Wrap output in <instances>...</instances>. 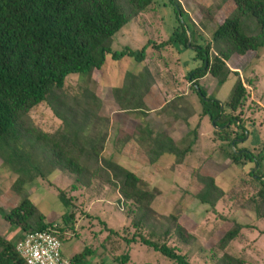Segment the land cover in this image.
Segmentation results:
<instances>
[{"label": "trees", "instance_id": "obj_1", "mask_svg": "<svg viewBox=\"0 0 264 264\" xmlns=\"http://www.w3.org/2000/svg\"><path fill=\"white\" fill-rule=\"evenodd\" d=\"M171 1L177 24L168 40L158 47L163 48L172 42L192 47V60L197 65L188 69L184 78L201 103L199 118L207 116L216 127L213 137L220 140L218 147L225 150L231 163L254 164L234 186L243 189H237L245 196L241 206L252 211L257 218H263L264 169L252 151L237 148V142L246 135L241 115L249 91L238 72L230 68V62L264 45V0H231L233 8L221 22H214V17L223 4L208 5L204 15L210 24H214L210 39L204 37L177 0ZM153 3L154 0H0V159L12 166L15 179L11 188L18 194L25 190V183L38 174L45 176L55 169L71 178L70 190L97 192L90 194L88 201L98 197L106 188L113 189L117 201L131 214L133 231L123 236L127 246L137 242L159 252L174 264H191L186 252L171 243L175 238L178 243L191 246L197 240L195 233L181 223L183 212L159 214L153 206L158 189L147 185L136 172L116 159L104 157L110 119L101 112L102 99L95 91L87 89L72 95L64 92L69 74L91 75L103 66L109 53L111 57L135 53L134 58L139 60L138 51L111 50V41L125 24L150 11ZM244 23H254L255 30L246 31ZM202 27L207 28V25L203 23ZM231 72L237 77L222 105L207 99L198 81L209 75L222 84ZM156 76L162 78L159 74ZM148 78L133 77L129 81L124 78L121 86L112 88L118 109L144 115L147 109L144 96L156 84L154 78L150 81ZM180 83L178 80L175 85L166 82L167 93H174ZM177 95L158 113L164 114L170 109L172 119L169 126L177 120L182 122L186 135L173 140L167 132H154L149 123L140 122L132 136L127 137H136L150 162L157 161L164 153H171L175 155V161L181 163L191 149V145L182 148V142L190 136L191 140L197 139V130L187 128L194 107L187 97ZM42 102L47 103L60 120L59 126L52 131L40 129L31 120V111ZM178 104L180 107H176ZM37 164H42L43 168ZM24 165L29 167L25 169ZM197 178L201 187L195 198L208 207V213H216L219 223L228 220L227 214L220 212L218 206L226 197L234 199L235 196H229L212 175L197 174ZM66 192V189L57 192L65 207L58 220H49L29 197H23L3 215L18 234L15 239L0 234V264H26L16 252L15 245L27 232L49 231L64 242L66 231L74 230V199H77L76 195ZM245 227L249 225L231 221L230 227L210 249L211 259L216 264H244L243 257L231 253L229 247ZM108 233L106 237L117 231L109 228ZM93 255L94 250L84 246L70 258L75 264H93ZM114 260L126 264L130 260L129 249L115 256Z\"/></svg>", "mask_w": 264, "mask_h": 264}, {"label": "rangeland", "instance_id": "obj_2", "mask_svg": "<svg viewBox=\"0 0 264 264\" xmlns=\"http://www.w3.org/2000/svg\"><path fill=\"white\" fill-rule=\"evenodd\" d=\"M177 1L192 21L196 22L206 39H210L214 27L213 22L210 24L209 19L204 15L206 7L212 4H223L216 11L214 22H221L233 8L231 0ZM153 4L154 7L150 11L138 15L112 37L111 50L138 51L141 55L139 60L134 58L135 53L118 57H111L109 53L106 55L103 66L94 70L91 75L69 74L66 77L64 92L72 95L82 89L95 91L96 95L103 96L106 100L102 107V114L110 116L115 108L111 104V92L108 86L112 84L116 87L121 83L122 78H127L129 81L133 77L140 79L146 76L150 77L148 78L150 81L151 78L156 80V75L159 74L160 77L162 76L163 85L168 81H181L180 89L173 90L172 96L188 92L186 97L194 107V117L190 119L187 128L197 130L196 140H191L192 136H190L188 137L190 140L186 139L181 144L182 148L191 145L183 162L177 163L175 155L171 153H164L157 161L150 162L141 147L119 151L121 156L119 160L117 158L116 160L127 169L136 172L147 185L158 189L153 206L159 214L167 215L176 210L183 212L180 218L181 223L195 233L197 240L191 246L182 245L175 238L171 239V243L178 245L183 252H186L191 264H216L211 259L210 249L230 227L232 220L247 224L249 227H245L239 238L231 242L229 251L243 257L244 264H264V217L257 218L252 211L241 206L245 196L243 191L237 190L242 188L234 186L241 175L246 174L254 164L231 163L225 150H220L218 147L221 144L220 140L213 137L215 135L213 129L216 127L207 116L199 118L201 103L195 93L188 88L187 80L184 78V73L197 65V62L192 60V47H185L175 42L164 45L163 48L158 47V44L168 40L177 21L171 0H154ZM185 21H187L186 17ZM203 23L207 25V28L202 27ZM244 26L248 32H253L256 28L254 23L249 25L244 23ZM230 68L238 72L249 91V98L241 115L245 122L247 136L245 135L243 140L237 142V148L250 149L261 164V169H264V45L257 51H248L244 56L232 60ZM236 77L237 75L231 72L220 84L215 78L206 75L198 82L205 90L207 99L222 103L229 97ZM161 79H158L160 83ZM53 112L47 103L42 102L31 111V120L40 129L52 131L60 124L59 118ZM171 119L170 109L161 114V117L154 119L152 122L154 132L161 131L162 122ZM175 124V127H179L180 121ZM132 126L133 124L130 123L128 127ZM109 128H112L110 122ZM180 128L186 130L184 124ZM179 135L178 130L174 137L177 138ZM183 135L186 134L183 133ZM110 139L111 137L109 142ZM114 155L116 156V149L107 143L104 157L113 158ZM4 161L0 159V234L5 238L15 239L18 230L6 222L3 215L23 197H29L49 220H58L65 207L59 200L57 192L59 189H66L67 194L77 196V199H74V230L66 231L65 240L62 243L66 256L70 257L73 253L82 250L84 246H88L94 250L91 263L118 264L114 257L129 249L130 260L126 264H174L159 252L137 242L127 246L123 236L130 235L133 231L130 225L131 214H128L126 206L117 201V193L113 189L106 188L99 193L98 197L88 201V196L97 192L70 190L71 178L60 169H55L45 176L38 174L35 179L25 183V190L18 194L11 188L15 179L13 168L8 161ZM37 165L43 168L42 164ZM23 167L27 169L29 166ZM24 173H27V170ZM31 174L34 175L33 172ZM197 174L212 175L215 182L227 191L229 196L230 194L235 196L234 199L226 197L218 206L220 212L227 214L228 220L219 223L216 213H208V207L195 198V193L201 187ZM86 214L91 217H87ZM100 221L105 224L102 225ZM109 228L116 230L117 233H110L106 237L109 234Z\"/></svg>", "mask_w": 264, "mask_h": 264}, {"label": "crops", "instance_id": "obj_3", "mask_svg": "<svg viewBox=\"0 0 264 264\" xmlns=\"http://www.w3.org/2000/svg\"><path fill=\"white\" fill-rule=\"evenodd\" d=\"M158 79H161V78H156L155 80L156 84L150 87V91L146 93V95L144 96V102L147 106L146 107L147 109L144 110L145 112L144 115L143 114L138 115L136 114V112L128 113L124 110L118 109L119 108L118 104L116 103L113 93H112V88H114L115 86H113L112 84L111 86H108L111 92V104L115 109L112 110L111 112L112 115L107 116L110 119V124H112V128L111 129L109 128L105 149H106L107 143H110L111 147L116 149V156L114 155L113 158L115 157V159L116 158L118 159L121 156V153H119V151L121 150H125L127 148L140 147V145L138 144L136 140V137H130V138H127V137L132 136V134L134 133L136 129L135 126L138 125L140 122L149 123L150 127L153 129L154 127H153L152 122H154V119L161 117V114H159L158 111L163 106H165L166 103H168L171 99L176 97V95L172 96L173 94L170 92L167 93V90H166L167 87H164L162 79H161V83L158 81ZM123 82H124V78H122L121 83L117 85L116 87L121 86ZM172 82H174V85L177 83V81L176 82L172 81ZM186 85H189L188 81H186ZM180 87L181 86H179L178 89H180ZM178 95L186 97V95H188V92L179 93ZM99 97L102 99L103 106H104V102L106 101L105 98L103 96H99ZM176 107H180V104H178ZM193 117H194L193 115L190 116L189 121ZM130 123L133 124L132 127H128ZM162 123H163V128H161L162 129L161 131L167 132L169 136L173 138V140L179 139L183 135V133L186 132V130H182L180 128L182 127V124H181L182 122H180L179 127H175L176 126L175 123L169 126L170 124L169 121H166V122L164 121ZM178 130H179L180 135L179 137L176 138L174 136H175V133L177 134ZM110 137L111 139L109 142Z\"/></svg>", "mask_w": 264, "mask_h": 264}, {"label": "built area", "instance_id": "obj_4", "mask_svg": "<svg viewBox=\"0 0 264 264\" xmlns=\"http://www.w3.org/2000/svg\"><path fill=\"white\" fill-rule=\"evenodd\" d=\"M62 243L49 231H30L16 242L15 250L26 264H75L65 255Z\"/></svg>", "mask_w": 264, "mask_h": 264}, {"label": "flooded vegetation", "instance_id": "obj_5", "mask_svg": "<svg viewBox=\"0 0 264 264\" xmlns=\"http://www.w3.org/2000/svg\"><path fill=\"white\" fill-rule=\"evenodd\" d=\"M244 150L247 149V148H243ZM248 151H251L250 149H247Z\"/></svg>", "mask_w": 264, "mask_h": 264}, {"label": "water", "instance_id": "obj_6", "mask_svg": "<svg viewBox=\"0 0 264 264\" xmlns=\"http://www.w3.org/2000/svg\"><path fill=\"white\" fill-rule=\"evenodd\" d=\"M188 44H189V42H188ZM220 104L222 105V103L220 102ZM246 136H247V133H246Z\"/></svg>", "mask_w": 264, "mask_h": 264}]
</instances>
